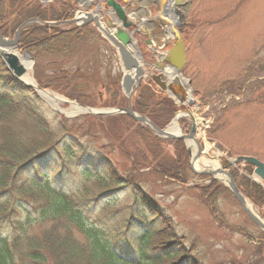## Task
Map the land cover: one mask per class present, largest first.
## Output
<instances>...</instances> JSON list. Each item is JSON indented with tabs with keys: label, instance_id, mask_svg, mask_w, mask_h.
<instances>
[{
	"label": "trees",
	"instance_id": "1",
	"mask_svg": "<svg viewBox=\"0 0 264 264\" xmlns=\"http://www.w3.org/2000/svg\"><path fill=\"white\" fill-rule=\"evenodd\" d=\"M75 8L72 0H54L47 6L38 0H0V31L12 36L31 18L64 22ZM91 30L89 26L32 25L22 31L20 45L37 64L36 74L42 70L40 56L53 57L56 69L63 71L54 75L53 90L66 96L71 90L70 96L85 106L126 108L119 75H111L113 68L86 70L84 66L82 72L80 68L70 72V59L64 67L73 48ZM35 80L44 86L39 77ZM131 104L159 128L176 110L151 82L140 86ZM12 106L18 108L20 119L32 124L42 117V102L0 60V264H203L196 248L178 234L172 218L137 175L147 170L163 185L191 190L217 220L221 216L217 202L228 193L213 183L188 186L192 172L180 141L162 140L126 115L106 118L115 127L110 149L82 141L73 127L63 124L57 132L68 134L56 141L57 132L38 120L31 127L40 137L31 139L5 119ZM98 123L102 125L101 120ZM114 152L126 166L113 160ZM244 170L250 173L251 167ZM232 176L246 198L255 205L264 204V188L246 176L239 181ZM31 189L42 194L32 192L37 201L27 195ZM239 233L250 242L255 240ZM262 241L245 264L262 262Z\"/></svg>",
	"mask_w": 264,
	"mask_h": 264
},
{
	"label": "rangeland",
	"instance_id": "2",
	"mask_svg": "<svg viewBox=\"0 0 264 264\" xmlns=\"http://www.w3.org/2000/svg\"><path fill=\"white\" fill-rule=\"evenodd\" d=\"M169 1L171 2L169 4L174 2ZM180 2L181 6H177L176 3L175 7L184 18V24L180 27L186 49V65L182 76L188 81L186 87L194 99L192 105L186 103L183 107L197 119L207 122L206 128L200 127L197 134V140L205 153L200 160L207 163L206 168L209 169L219 168L222 158L237 156H253L264 163V0H180ZM165 4L164 0H136L134 3L140 22L141 19L143 21L149 19L148 11L151 10L152 15L155 13L157 15L159 10L156 7L162 11ZM152 6L155 8H151ZM38 23L34 25L39 26ZM163 25L167 23L162 22L159 26L157 20H150L145 24V28L147 32L154 30L160 40L164 35L160 28ZM99 37L101 38L96 29L89 31L87 38L83 37L84 39L77 44L87 56L77 50L75 45L76 48L72 50L74 54L67 57L64 65L65 67L70 59L72 63L68 61V68L72 69L66 70L71 72L80 68L82 72L84 66H88L86 70L91 66L93 69L107 66L109 70L113 68L111 75L118 74L115 49L105 38L100 41ZM77 51L81 54L78 55ZM142 56V59L145 58L143 54ZM51 59L52 56H40L38 61L42 66L41 73L38 68L39 74L35 73L37 64L34 62L31 63L29 73L35 84L34 76L43 81L44 86L41 85V89L52 92L68 102L60 105L63 111L69 109L70 103L91 108L94 112L118 108L102 105L85 106L70 96L73 94L71 90L68 91L69 97L64 92L53 90L51 86L56 81L54 75L63 71L56 69L57 64ZM61 62L63 63L57 61ZM40 101L43 108L40 114L42 117L41 119L37 117L36 120L45 123L52 131L57 132L61 124L68 125L74 128L77 136L82 137V141L86 140L98 148L105 146L110 149L109 142L113 140L111 134L115 127L108 125L106 118L123 114L66 115L55 111L45 101ZM7 113L9 115L5 119L13 121L25 132L24 135L31 139L40 137L39 134L33 133L31 127L36 120H33L32 124L23 118L20 119L18 108L15 106ZM173 115L165 126L174 119ZM98 120H101L102 125ZM186 127H190L188 117L179 120V135L188 133ZM56 134L57 141L68 133L59 131ZM182 144L185 147L184 143ZM113 154H115L113 160L117 164L127 165L122 158L116 156V152ZM190 161L188 158L189 168ZM240 170L242 171L241 165L230 168L228 173L236 175V180L239 181L243 176ZM137 175H140V180L147 186L151 197L172 218L178 234L196 248L203 264H245L246 259L260 244L258 240L263 239L264 245V233L246 217L222 180L209 183L206 178L192 173L188 181L189 185L197 187H206L213 183L226 190L228 194L222 195L217 202L221 216L216 220L191 190L175 185H163L147 170L140 171ZM32 192L42 195L38 190L31 189L27 195L33 201L37 200L33 198L35 195ZM250 204L255 213L264 220V204L255 205L253 202ZM236 230L251 235L255 240L250 242ZM2 234L5 235V232L2 231Z\"/></svg>",
	"mask_w": 264,
	"mask_h": 264
},
{
	"label": "water",
	"instance_id": "3",
	"mask_svg": "<svg viewBox=\"0 0 264 264\" xmlns=\"http://www.w3.org/2000/svg\"><path fill=\"white\" fill-rule=\"evenodd\" d=\"M124 1V0H122ZM177 6H181L180 0H175ZM174 3V6H176ZM106 4L112 8L115 16L120 21L121 25L120 28L117 27L116 32L114 35H110L105 33L108 40L118 49L119 59L122 64V68L124 70V75L122 78L121 86L124 93L127 95L129 105L127 109H114V110H101L99 112H94L93 109L86 108V114L90 115H114V114H126L134 121L139 122L147 127H149L158 137L165 139V140H183V141H192L196 146V153L192 157L190 150H187L189 157H191L190 168L193 173L197 175H204L210 177L211 180L215 179V175L223 174L228 178V188L232 193L235 200L239 203L241 209L246 214V216L253 222L257 227H259L262 231H264V221L256 216L253 212H251L246 204L245 197L240 193L238 190L233 178L226 172V168H228L232 164L237 163H245L249 164L254 167V175L257 176L259 179L264 180V164L254 157L249 156H239L231 161H225L221 164V169L216 170H203V171H195L193 164L196 160L200 158L201 154V146L199 142L195 138L196 126L194 123L193 118L191 117L192 123L189 134H185L182 136H175L174 134L168 132V127L165 129H160L155 126L148 118L145 116H141L136 114L131 106L130 100L133 94L137 91L139 85L141 84L142 80L146 78L144 69L139 65L137 59L130 53L127 49L128 45L131 43V37L127 33V29L133 27L134 25L128 20L124 7L118 3L117 0H107ZM86 18L82 19L83 25L90 24L94 22L98 25L97 18L93 17L91 14H85ZM34 20H28L24 22L19 29L17 30L16 36L14 39L6 40L0 34V58L3 59L4 63L6 64L8 70L11 72L12 76L18 80L24 73L23 67L19 64L17 57L9 52L10 50L16 49L18 47V39L20 30L26 24L30 23ZM72 23L78 22V19H74L71 21ZM183 23V18L181 17L180 23L178 26H181ZM175 42L169 52L166 53V56L163 59L165 65L160 63V70L163 71L164 67L171 68L175 74H179L184 67L185 64V48L184 43L182 41V37L179 33L175 32ZM29 58H31L28 55ZM152 80L158 86V88L165 92L168 91L170 94L177 96L179 98V102L183 103L185 99V91L182 85L176 80L173 83L165 80L161 74L151 76ZM28 87L33 88L31 85H27Z\"/></svg>",
	"mask_w": 264,
	"mask_h": 264
},
{
	"label": "bare ground",
	"instance_id": "4",
	"mask_svg": "<svg viewBox=\"0 0 264 264\" xmlns=\"http://www.w3.org/2000/svg\"><path fill=\"white\" fill-rule=\"evenodd\" d=\"M169 0H164V2H166L164 8H163V11H165L162 15L163 17H165L167 20L169 19L170 21H172L173 19V15H176V17L178 18V14H177V11L175 10V8H171L169 2ZM169 13V14H168ZM143 22V21H142ZM172 26L173 24L171 23V27L169 29V32L167 33L169 36L170 35H174V31L172 29ZM15 55H17V57L19 58V61L21 62V65L26 69L27 73H25L23 76H22V81H24L25 83L27 84H30L32 85L33 87H35L36 89V85L34 84L33 82V79L29 73V69H30V66H31V62H30V59L25 56L24 54L22 55L21 53H14ZM163 74L166 78H169L170 80H173V79H177L183 83L186 82L185 79H183L182 75H178V74H175L174 71L172 69H169V68H164V71H163ZM37 93L39 94V96L47 103L49 104L52 108L56 109V110H59L63 113H65L66 115H77V114H81V113H85L86 110L75 105V104H69V109L66 110V111H63L61 108H60V105L64 104L65 102V99H63L62 97H59L57 95H54L50 92H47V91H38L37 90ZM188 102H192V96L190 95L189 91H188V94H187V99H186ZM188 115L186 112H182V113H178L176 115V117L174 118V120L172 121V124L170 125V128L168 129L169 132H173L174 134H179L180 133V130H179V126H178V121L179 119L182 117V116H186ZM194 122H195V126H198V125H201V120L197 119V118H194L193 119ZM187 144H191V143H187ZM194 152L195 150H192V155H194ZM205 165V166H204ZM207 165V163L199 160L197 161L196 163H194V169L195 170H201L202 168H205ZM218 179L222 180V182H224L225 184H228V178L225 177L224 175H220L218 176ZM247 204V207L248 209L251 211V212H255L252 205L250 204V202H246ZM256 215H258L257 213H255Z\"/></svg>",
	"mask_w": 264,
	"mask_h": 264
},
{
	"label": "crops",
	"instance_id": "5",
	"mask_svg": "<svg viewBox=\"0 0 264 264\" xmlns=\"http://www.w3.org/2000/svg\"><path fill=\"white\" fill-rule=\"evenodd\" d=\"M132 1V0H131ZM136 0H133V2H135ZM157 10L159 9V8H156Z\"/></svg>",
	"mask_w": 264,
	"mask_h": 264
}]
</instances>
